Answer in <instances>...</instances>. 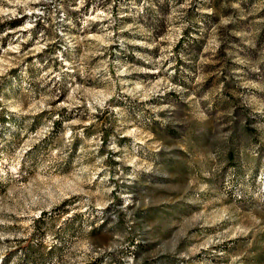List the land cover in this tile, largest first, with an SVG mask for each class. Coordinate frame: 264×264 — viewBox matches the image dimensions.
<instances>
[{"label": "rangeland", "instance_id": "1", "mask_svg": "<svg viewBox=\"0 0 264 264\" xmlns=\"http://www.w3.org/2000/svg\"><path fill=\"white\" fill-rule=\"evenodd\" d=\"M0 264H264V0H0Z\"/></svg>", "mask_w": 264, "mask_h": 264}]
</instances>
